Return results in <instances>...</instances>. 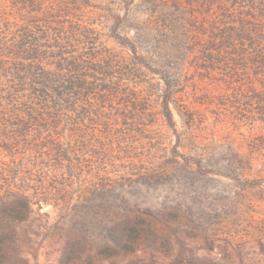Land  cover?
Masks as SVG:
<instances>
[{"label": "trees", "instance_id": "1", "mask_svg": "<svg viewBox=\"0 0 264 264\" xmlns=\"http://www.w3.org/2000/svg\"><path fill=\"white\" fill-rule=\"evenodd\" d=\"M94 1H0V243L13 236L1 227L34 207L79 208L88 163L106 191L124 172L144 177L134 139L156 124L147 90L158 85L148 76L165 86L159 113L176 132L179 44L199 75L232 90L236 104L213 106L221 125L246 128L248 152L235 158L264 162V0H120L126 14L113 24L112 9ZM109 235L125 252L137 248L130 230Z\"/></svg>", "mask_w": 264, "mask_h": 264}, {"label": "rangeland", "instance_id": "2", "mask_svg": "<svg viewBox=\"0 0 264 264\" xmlns=\"http://www.w3.org/2000/svg\"><path fill=\"white\" fill-rule=\"evenodd\" d=\"M94 2L112 9L111 24L126 14L120 0ZM179 46L175 58H186L172 69L176 132L159 113L165 86L148 76L158 85L147 90L156 124L134 139L144 177L124 172L106 191L105 175L88 163L79 208L34 207L28 220L1 227L13 236L0 243V264H264V162L235 158L248 152L246 128L221 125L213 106L218 98L235 103L232 90L219 91L228 83L199 75L194 55ZM143 54L157 68L151 54ZM73 197L77 204L78 194ZM5 213L0 209V217ZM120 229L132 232L135 250L125 252L110 237Z\"/></svg>", "mask_w": 264, "mask_h": 264}]
</instances>
